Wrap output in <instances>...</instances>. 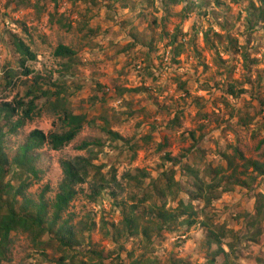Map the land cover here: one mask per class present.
<instances>
[{
  "label": "rangeland",
  "instance_id": "1",
  "mask_svg": "<svg viewBox=\"0 0 264 264\" xmlns=\"http://www.w3.org/2000/svg\"><path fill=\"white\" fill-rule=\"evenodd\" d=\"M261 7L258 0H0V102L39 94L33 118L4 137L8 160L31 129L60 130L56 96L87 117L61 149L33 151L40 177L26 196L37 200L48 186L49 202L62 178L60 161L75 155L90 157L107 180L93 199L88 181L79 185L63 213L73 224H91L83 245L69 251L76 261L87 258L89 246L102 252L103 264H264V207L258 216L255 208L264 203V177L245 159L264 162ZM18 40L34 59L17 52ZM59 43L74 54L55 57ZM83 140L100 145L78 149ZM231 155L236 176L254 180L252 187L232 183ZM17 173L5 176L15 187ZM201 183L213 189L209 202L196 196ZM21 201L14 199L17 209ZM183 201L196 211L189 226L179 219L159 228L161 219L145 213L152 202L174 212ZM131 214L136 233L123 228ZM213 230L220 244L207 240ZM11 238L0 264H58L57 244L41 251L25 233Z\"/></svg>",
  "mask_w": 264,
  "mask_h": 264
},
{
  "label": "trees",
  "instance_id": "2",
  "mask_svg": "<svg viewBox=\"0 0 264 264\" xmlns=\"http://www.w3.org/2000/svg\"><path fill=\"white\" fill-rule=\"evenodd\" d=\"M178 1V0H173ZM262 6H264V0H258ZM261 11H264L262 7ZM16 46L17 52L23 55V58L34 59L35 54L28 48L24 47V43L18 40ZM55 57H67L74 54V50L71 46L59 43L53 50ZM28 68L25 69V73H29ZM232 91V88H231ZM48 90H41L40 95H48ZM55 94V92L53 93ZM25 96H30L28 99H13L10 101L0 102V118L2 120L0 124V260L6 258V254L10 249L12 243L11 233L19 232L25 233L33 246L41 251H44L47 246H54L57 244L56 249L60 250L62 254L54 260L58 264H103L104 256L102 252H98L88 246L82 254H85L87 258L85 260H77L75 255L69 253V251H76L75 247L79 248L84 242V232L91 229V224L86 222H78L73 224L69 218H64L63 213L68 210L71 201L76 197L79 192L78 186L87 182L90 187L89 197L93 199L94 196L99 195L107 180L103 174L100 173V166L94 164L90 157L75 155L71 158L62 159L60 161L62 169V178L57 186V191L54 197L48 202L44 198L45 191L48 190V186L38 195L37 200L26 196V189L31 184L32 180H38L40 177V168L35 166V156L33 151L47 146L51 149L58 150L63 146L70 143L76 135L81 131L83 125L87 122L85 113H75L66 106V101L60 96H56L52 102V109L55 111L56 116L60 122V130H49L45 132L40 128L31 129L23 143L18 146L17 151L12 156L11 160H8L7 154L4 150L5 141L4 137L7 134L14 133L17 129L22 127L26 120H30L35 115L36 100L39 94H32L29 90L25 93ZM105 132L113 138L120 137L117 132H114L108 128H104ZM100 145L99 141L83 140L76 147L78 149H88L91 145ZM237 153V149H235ZM243 155L240 154V158L243 159ZM168 158V156H167ZM180 159V158H179ZM177 159L175 161L180 162ZM227 162L229 166L233 167L230 177L232 183L241 184L243 186L252 187L253 182L249 180H241L237 177V165L234 164V156H227ZM248 165L252 167V172L263 175L264 177V162H260L256 159L245 158ZM245 164V163H244ZM16 169L18 171L16 178L19 179L17 187L11 184L8 180H5L6 174L11 170ZM193 172H195L193 170ZM25 174L27 178H23ZM31 177V179L28 178ZM197 172L195 181H197ZM236 177V178H235ZM234 178V179H233ZM230 181V180H229ZM171 179L167 185L170 186ZM158 193L163 195L165 192L163 188L156 187ZM171 187H169L170 189ZM196 196H201L209 202L213 195L206 194L208 190L204 184H195ZM16 196H20L22 201L17 209L14 204ZM262 198V195H260ZM147 194L142 196V200H148ZM264 207L263 202H258L255 207L258 212V216L261 212L260 209ZM149 210L146 209V214L152 219H161L158 227L161 228L163 224H171L179 219L181 223L186 226L194 223L193 216L196 214L195 210H192L193 206L190 202H180L175 208L174 212L162 209V207L156 209L155 203H151ZM131 214L123 219V228H127L130 233L137 232V220ZM139 219V217L137 216ZM148 227L145 229L147 230ZM163 228V227H162ZM144 229L143 236L149 240L148 232ZM52 234L48 241H43L42 236L45 234ZM54 239V241H53ZM221 236L213 231L208 232L207 240H216L220 244ZM51 242V243H50ZM46 246V247H45ZM77 252V251H76ZM221 254L225 257V251L221 250ZM214 262V259L209 260L210 263ZM142 263V262H141ZM132 264H140V260H133ZM144 264V262L142 263Z\"/></svg>",
  "mask_w": 264,
  "mask_h": 264
}]
</instances>
